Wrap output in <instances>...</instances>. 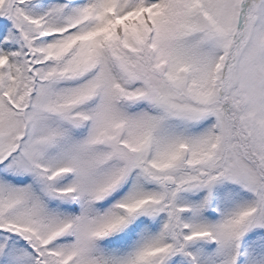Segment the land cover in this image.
<instances>
[{"label":"snow or ice","instance_id":"snow-or-ice-1","mask_svg":"<svg viewBox=\"0 0 264 264\" xmlns=\"http://www.w3.org/2000/svg\"><path fill=\"white\" fill-rule=\"evenodd\" d=\"M0 264H264V0H0Z\"/></svg>","mask_w":264,"mask_h":264}]
</instances>
